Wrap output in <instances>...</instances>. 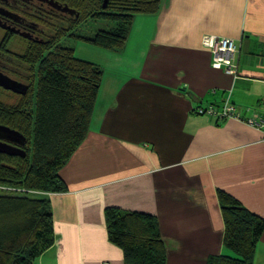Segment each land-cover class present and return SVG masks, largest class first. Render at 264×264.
Masks as SVG:
<instances>
[{"label": "crops", "instance_id": "0c3cea01", "mask_svg": "<svg viewBox=\"0 0 264 264\" xmlns=\"http://www.w3.org/2000/svg\"><path fill=\"white\" fill-rule=\"evenodd\" d=\"M238 46L239 77L213 67L205 36ZM104 80L90 134L51 193L54 246L36 264H125L106 211L158 220L167 264L234 256L224 245V192L264 218V0H165L138 16L125 49L98 51ZM229 99L239 118L222 111ZM254 264H264V234Z\"/></svg>", "mask_w": 264, "mask_h": 264}, {"label": "trees", "instance_id": "16d2710c", "mask_svg": "<svg viewBox=\"0 0 264 264\" xmlns=\"http://www.w3.org/2000/svg\"><path fill=\"white\" fill-rule=\"evenodd\" d=\"M59 1L76 12L64 19L70 23L69 29L64 28V22L57 28L50 24L54 36L17 58L30 71L23 79L29 83L28 90L18 95L20 101L15 105L0 102V125L27 139L26 158L0 154V264H36L54 246L56 233L48 195L67 191L60 172L90 134L105 71L79 59L75 50L62 42L75 38L99 49L121 52L135 19L159 13L165 0H110L106 7L104 0ZM85 16L110 27L93 37L77 35L75 26L84 24ZM219 198L224 245L234 256L215 257L209 264H254L264 218L224 192ZM106 220L109 240L123 250L125 264H167L166 245L155 217L109 208Z\"/></svg>", "mask_w": 264, "mask_h": 264}, {"label": "flooded vegetation", "instance_id": "af4514ba", "mask_svg": "<svg viewBox=\"0 0 264 264\" xmlns=\"http://www.w3.org/2000/svg\"><path fill=\"white\" fill-rule=\"evenodd\" d=\"M50 1L69 7L68 3L59 0H0V73L24 86L26 84L18 81L17 77L26 79L28 75L20 73L25 67L17 62V58L27 54L33 45L45 44L51 33L54 36L56 32L50 28V24L53 27L55 23L63 25L60 19L66 20L76 15V12L71 14L57 9ZM18 41L28 43L26 53L18 54L14 51L15 42ZM16 62L20 65L18 68ZM0 89L5 90L2 87ZM18 95L20 94H16L17 97Z\"/></svg>", "mask_w": 264, "mask_h": 264}, {"label": "rangeland", "instance_id": "374dc122", "mask_svg": "<svg viewBox=\"0 0 264 264\" xmlns=\"http://www.w3.org/2000/svg\"><path fill=\"white\" fill-rule=\"evenodd\" d=\"M91 2V1H89ZM90 8H92V5L89 6ZM88 15V14H87ZM87 16H85V20L86 22L84 24H81L79 27H76V31H77V35H84V36H89V37H93L97 32L101 31V30H105L107 29V27H110V25L108 26V23H104V22H100L97 23L95 22L94 19H91L90 17L86 19ZM62 23L64 22V28L69 29V25L70 23L62 20ZM54 28L58 27V23L54 24ZM74 27V28H75ZM53 33L50 34L49 37H52ZM209 36V35H207ZM48 37V38H49ZM203 42V41H202ZM63 45H66L70 48H73L75 50V54L79 59L85 60V61H94L95 63L98 61L97 58H103V56H101V54L98 52L99 48H97L96 46H93L91 44H88L86 42H82V41H77L75 38H67L62 42ZM28 49V43L24 42V41H18L15 42V47H14V51L18 54L22 53H26V50ZM103 50V49H101ZM93 63V62H92ZM15 65L17 66V68L20 66L17 62L15 63ZM20 73H24L27 74L30 73V71L28 72V69L23 68L20 70ZM18 81L24 82V84H28L26 83L23 79H20L19 77H17ZM19 98L16 96V94L6 91V90H2L0 89V102L4 103L5 105H15L19 102ZM213 108V107H211ZM202 109L201 107H198L197 109H195V112L197 114L198 110ZM199 115H204V114H199ZM254 120V119H253ZM264 122V121H263ZM264 126V124H263ZM20 191V190H19ZM10 192V191H8ZM13 193V192H12Z\"/></svg>", "mask_w": 264, "mask_h": 264}, {"label": "built area", "instance_id": "2783aa9c", "mask_svg": "<svg viewBox=\"0 0 264 264\" xmlns=\"http://www.w3.org/2000/svg\"><path fill=\"white\" fill-rule=\"evenodd\" d=\"M203 47L208 49L213 54V67L217 70H224L228 75L237 79L239 77V61H238V46L236 42L229 38H221L217 36H205L203 38ZM199 114L215 116L220 119L224 118H239L235 114V109L231 106L229 99L225 103L222 111L215 108L199 109ZM247 124L254 128H262L264 122L259 120H248Z\"/></svg>", "mask_w": 264, "mask_h": 264}, {"label": "water", "instance_id": "95a60500", "mask_svg": "<svg viewBox=\"0 0 264 264\" xmlns=\"http://www.w3.org/2000/svg\"><path fill=\"white\" fill-rule=\"evenodd\" d=\"M110 0H104V7L108 5ZM52 6L57 9L73 14L75 10H71L68 6H60L54 1L49 2ZM0 87L7 91L14 92L16 94H26L27 87L23 84L11 80L0 73ZM27 145L26 137L19 131L11 129L7 126L0 125V154L8 155L11 157H27V152L23 148Z\"/></svg>", "mask_w": 264, "mask_h": 264}]
</instances>
